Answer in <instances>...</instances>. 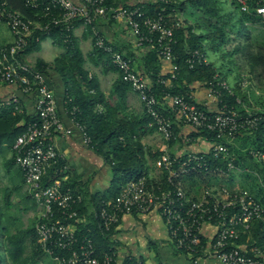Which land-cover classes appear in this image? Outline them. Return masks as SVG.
Returning <instances> with one entry per match:
<instances>
[{"label": "built area", "instance_id": "1", "mask_svg": "<svg viewBox=\"0 0 264 264\" xmlns=\"http://www.w3.org/2000/svg\"><path fill=\"white\" fill-rule=\"evenodd\" d=\"M24 1L26 7L38 11V21L26 20L19 12L10 9L7 2L0 0V22L8 27L14 38L10 45L0 46V87L15 86L23 94H35L37 97L36 116L17 138L12 151L27 193L40 210L36 225L40 250L50 257L53 264H117L113 236L122 218L127 214L147 215L158 211L164 218L169 240L177 251L192 258H215L222 264H264V250L255 249L250 254L236 245L240 235L250 230L254 222L264 221V207L253 195L226 188H206L201 198L194 200L183 188V179L188 175H207L212 170L219 175L225 174L221 168L212 169L207 157L210 152L215 159L228 161L227 173L236 170L229 145L237 135L257 130L263 117L241 115L226 106L217 113H209L197 106L192 95L186 98L169 94L167 97L180 122L197 131L213 134L217 141L212 142L208 153H189L182 157L172 156L166 147L156 160L161 178L143 176L130 182L114 199L102 201L96 221L110 245L108 251L98 257L95 241L90 236L91 229L87 228V235L79 234L80 207L84 197L76 193L69 186L68 177L63 176L67 166L54 142L56 135H70L72 130L65 127L59 116L57 101L46 74L28 64L23 56L29 39L37 32L50 34L59 30L64 42L72 47L77 26H87L92 33L94 47L110 58L124 81L138 94L146 114L153 119L151 126L157 127L169 145L172 140L178 139L171 120L159 112L157 96L145 78L134 70L131 60L108 43L98 27V21L124 22L135 35L137 47H149L156 51L159 58L172 63L171 75L160 78L161 84L168 88L172 87L178 75V66L173 63L174 31L162 13L151 17L139 6H113L108 5L107 0ZM239 2L242 11L247 12L249 0ZM258 4L257 14L264 22V0H259ZM187 64L193 68L196 64L208 65L209 61L196 51ZM249 85V76L245 74L241 78V86L247 89ZM219 88L229 90L230 86L224 81H212L208 88L209 96L219 99ZM12 107L22 112L17 97L0 101V112ZM69 114L82 133L84 144L94 148L86 127L78 119L80 109L74 107ZM252 154L264 162V154ZM54 168L58 177L46 181L49 171ZM164 175L165 183L162 181ZM205 225L218 227L216 236L210 242L203 237Z\"/></svg>", "mask_w": 264, "mask_h": 264}, {"label": "trees", "instance_id": "2", "mask_svg": "<svg viewBox=\"0 0 264 264\" xmlns=\"http://www.w3.org/2000/svg\"><path fill=\"white\" fill-rule=\"evenodd\" d=\"M3 1L26 20L35 22L39 20L38 11L26 7L24 0ZM113 2V0H107L108 5H112ZM258 3L259 0H249L247 12L242 11L239 0H157V3L142 7L151 17L162 13L174 31L173 63L178 66L177 79L172 87L168 88L161 84V77H158L157 71L152 76L154 83L152 89L159 101L158 110L172 123L177 119L176 109L161 106L169 100L167 94L189 98L194 85L199 84L208 89L210 83L215 80L224 81L229 85L228 79L234 73H237L238 78L242 73L250 74V79L257 80L262 85L260 88L264 90V22L257 14ZM188 13L193 20L186 17ZM47 38H52L56 45L66 50V53L51 64L41 60L33 67L45 74L47 69H54L63 76L67 86L69 112L74 107L80 109L78 119L86 127L94 148L113 167L112 185L108 196L103 201L114 199L130 182L137 181L143 176L148 177L146 155L149 152L145 151L141 137L146 129L156 130L157 127L151 126L153 119L146 113L142 118L138 117L137 122L132 120L133 123H129L127 118H120V106L125 105L127 92L132 89L124 81L120 71L112 65L110 58L94 47V41V54L104 63L105 71H117L120 74V80L114 85V93L119 97L116 109L105 100L96 78L89 77L84 66L83 53L75 39L73 46L70 47L64 42L59 30H54L50 34L37 32L29 39V46L24 56L37 51L41 42ZM196 51L208 59V65L196 64L190 68L187 60ZM156 55L158 56L157 53ZM81 81L86 85L81 86L79 83ZM248 89L242 88L241 80L235 86H230L229 90L219 88V101L221 109L226 106L241 115L251 114L263 117L257 130L245 131L237 135L229 148L236 168H244L246 178L252 180L250 184L240 186L239 191L253 195L264 207V162H258L252 154H264V106L256 110L244 106L248 98ZM99 105L103 106L102 110L98 109ZM34 118L28 119L24 111L18 112L14 107L4 108L0 112V140H6L14 145ZM23 121L25 125L19 126ZM172 127L177 137L176 123H173ZM199 135L210 142L217 141L215 136L207 131H198ZM173 142L175 140H172L170 144ZM161 155V151L157 152L154 158L157 160ZM207 157L212 169L221 168L225 174H229L226 172L227 160L215 159L211 152L207 154ZM248 168H251L252 172L247 174ZM56 172L55 168L50 170L45 180L58 177ZM254 172L257 179L249 174ZM214 176H219V173L213 170L207 175H188L183 179V188L194 200H199L202 195L200 191L211 186L209 180ZM162 181L166 182V175L163 176ZM82 213L81 206L80 214ZM36 225L32 223L27 228H18L16 232H13L10 227L3 225L0 213V264H38L42 257H47L39 248ZM90 229V236L96 244L97 255L102 257L109 249V241L104 238L97 224ZM79 234L87 235V229L80 227ZM242 244H248L250 254L255 249L264 250V221L254 222L250 230L240 235L236 245Z\"/></svg>", "mask_w": 264, "mask_h": 264}, {"label": "crops", "instance_id": "3", "mask_svg": "<svg viewBox=\"0 0 264 264\" xmlns=\"http://www.w3.org/2000/svg\"><path fill=\"white\" fill-rule=\"evenodd\" d=\"M113 1V6L145 7L148 4L157 3V0ZM98 27L111 46L125 58L131 60L134 70L143 76L152 88L154 85L152 76L155 75L156 71L159 78H166L171 75L172 63L159 58L156 55V51L149 47H137L135 35L124 22L100 19ZM74 36L77 46L83 53L84 66L89 77L91 79L96 78L105 100L112 108L116 109L119 104V97L114 93V85L120 80L119 72L105 71L104 63L94 54V40L87 26L79 24ZM13 41L14 38L9 29L7 34L0 36V46L10 45ZM47 41H51L50 46L52 48L60 50L54 61L66 53V50L56 45L52 38H47L41 42L37 51L24 56L28 64L35 66L41 60L48 64L54 62L37 56L39 51H41L42 44ZM32 55H36L35 59L31 58ZM46 76L48 85L57 101L59 116L65 127L72 130L70 135L59 134L54 138L63 162L67 166L63 176H67L69 186L84 197L83 213L81 214L79 228H91L97 224L96 213L100 202L108 196L111 188L113 167L107 163L105 158L95 148L84 144L82 133L71 121L67 108L69 102L67 86L63 76L54 69H47ZM238 82H240V79L235 75L228 79V83L232 87ZM79 83L81 86L86 85L82 81ZM14 96L19 99L22 111L26 113L27 118L32 120L36 116V95H25L15 86L6 85L0 87V101H7ZM192 96L195 103L209 113H217L221 109L219 99L209 96L208 89L199 84L192 87ZM161 106L169 109L172 107L170 100H166ZM244 106L247 107L246 104ZM98 109L102 110L103 106L99 105ZM145 113L138 94L129 90L125 105L120 106V118H127L129 123H133L132 120L137 122L136 119L138 117L142 118ZM173 123H176L178 139L169 145L165 142L158 129H146L145 133L142 134L141 142L145 151L149 152L146 155L148 160V178L155 179L160 177L161 172L156 167L154 155L157 152H163L166 147H168V152L172 156L182 157L189 153H208L213 146L212 142L207 138L198 136V131L192 126L183 124L178 118ZM24 125L25 121L19 124V126ZM12 146L6 140H0V213L3 225L10 227L13 232H16L19 228V220H23L27 216L30 224H37L40 210L27 193L21 171L13 160ZM257 161L259 162L258 159ZM243 170L245 169L243 168ZM246 171L249 172V169H246ZM242 172L245 175V171ZM233 176H235L234 173ZM221 188L213 187L212 189ZM217 231V226L205 225L202 229L204 239L209 242L212 241ZM113 240L117 252V264L139 262L142 264H222L215 258H205L204 256L192 258L177 251L169 240L164 218L158 211L147 215H125L114 233ZM248 247V244L240 245V248L246 251H248Z\"/></svg>", "mask_w": 264, "mask_h": 264}, {"label": "rangeland", "instance_id": "4", "mask_svg": "<svg viewBox=\"0 0 264 264\" xmlns=\"http://www.w3.org/2000/svg\"><path fill=\"white\" fill-rule=\"evenodd\" d=\"M186 17L192 18V20H193V17L189 13L186 15ZM7 33H8V27L4 23L0 22V36L7 34ZM50 44H51V41L44 42L41 46V51H39L37 56H40L47 61H54V59L56 58V55L58 54V52H60V50L57 48H55V49L52 48L50 46ZM35 56L36 55H32L31 58L35 59ZM245 74L248 76L250 75L247 73H242L240 75L239 79L242 78V76ZM234 75L237 77V73H234L232 76H234ZM249 81H250V85L248 88H250V89L247 88L248 89V95H247L248 98H247L245 104L251 110H256V109H259V108L264 106V90L260 88L262 85H260L257 80H252V78L250 79V76H249ZM236 169L237 170L229 172V174H221L219 176L212 177L209 180V182H211V186L208 188L212 189L213 187L220 186V187L226 188L230 191H232V190L239 191L238 189L240 188V186L250 184L252 182V180L250 178H246V176L243 174V172H242V171H244L243 168L239 167ZM238 169H239V171H238ZM248 169H249V172H252L251 168H248ZM233 173L236 176L234 180H233ZM247 174H248V172H247ZM249 174H251V176H253L254 178L257 179L255 172L249 173ZM204 189H206V188H204ZM201 191H200V193H203L204 190H201ZM30 225L31 224H30V220H29L28 216L25 217L23 220H19V228H27ZM30 250H31V247L29 248V252H30ZM38 264H53V262L50 259V257H42L38 261Z\"/></svg>", "mask_w": 264, "mask_h": 264}]
</instances>
